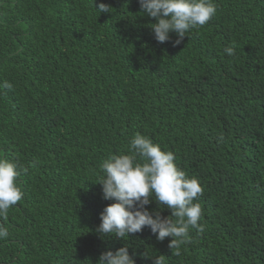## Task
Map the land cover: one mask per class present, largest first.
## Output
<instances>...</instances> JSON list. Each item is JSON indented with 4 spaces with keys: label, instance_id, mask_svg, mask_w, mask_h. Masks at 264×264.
Returning <instances> with one entry per match:
<instances>
[{
    "label": "trees",
    "instance_id": "1",
    "mask_svg": "<svg viewBox=\"0 0 264 264\" xmlns=\"http://www.w3.org/2000/svg\"><path fill=\"white\" fill-rule=\"evenodd\" d=\"M213 2L176 45L154 39L138 0H0V157L27 169L0 264H96L122 246L136 264H264V0ZM136 133L203 188V231L178 255L148 227L97 231L100 164Z\"/></svg>",
    "mask_w": 264,
    "mask_h": 264
},
{
    "label": "clouds",
    "instance_id": "2",
    "mask_svg": "<svg viewBox=\"0 0 264 264\" xmlns=\"http://www.w3.org/2000/svg\"><path fill=\"white\" fill-rule=\"evenodd\" d=\"M138 3L140 13L155 19L149 26L154 39L165 43L174 32L176 45L188 37L190 29L206 25L217 11L213 0H138ZM111 9L103 2L95 8L99 14L111 13ZM224 51L234 55L233 47ZM4 87L11 89L12 85L5 82ZM100 168L103 174L98 184L102 186V198L111 201L100 213L97 231L102 236L123 240L148 227L159 241L171 237L168 247L176 249L178 255L180 246L190 242V229L203 231V225L198 223L202 207L195 202L203 188L197 178L189 177L177 167L172 151L162 150L149 137L136 133L130 141L129 154H112ZM26 170L19 161L0 157V219L6 218L9 209L22 200L18 177L20 171ZM153 201L157 208L149 211L146 206ZM165 208L170 210V216L161 215ZM8 235L9 229L0 223V240ZM146 256L152 264H165L164 255ZM96 264H136V260L134 254H129V247L122 246L101 253Z\"/></svg>",
    "mask_w": 264,
    "mask_h": 264
}]
</instances>
